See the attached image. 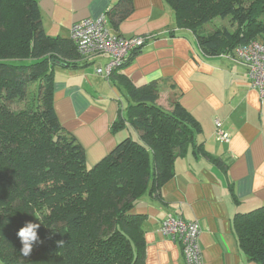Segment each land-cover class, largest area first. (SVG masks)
<instances>
[{"label":"trees","instance_id":"obj_1","mask_svg":"<svg viewBox=\"0 0 264 264\" xmlns=\"http://www.w3.org/2000/svg\"><path fill=\"white\" fill-rule=\"evenodd\" d=\"M164 1L176 26L208 56L232 54L250 41L264 45V0ZM130 5L118 0L112 12L122 19ZM215 18L234 31H206ZM141 49L106 78L121 84L128 100L110 131L129 125L137 136L127 135L88 168L52 104L54 67L88 63L70 38L45 34L38 0H0V264H145L143 216L130 212L148 189L157 192L173 177L177 158L201 145L188 112L157 104V82L135 87L117 75ZM25 221L41 225L27 257L16 237ZM234 228L246 257L264 264V206L236 215Z\"/></svg>","mask_w":264,"mask_h":264},{"label":"crops","instance_id":"obj_2","mask_svg":"<svg viewBox=\"0 0 264 264\" xmlns=\"http://www.w3.org/2000/svg\"><path fill=\"white\" fill-rule=\"evenodd\" d=\"M117 2L38 0V7L51 38L68 39L71 25L101 15L112 35L149 37L117 75L135 87L157 82V104L170 111L177 103L199 124L200 149L177 158L173 177L157 192L148 189L130 212L143 216L145 264H185L180 244L159 231L167 216L197 223L202 264H260L242 252L234 228L236 215L264 206V101L250 86L246 68L229 53L204 54L194 35L176 26L164 0H130L122 19L112 12ZM85 60L83 67H54L52 104L92 168L137 133L129 125L110 131L118 115L125 116L126 90L95 73L107 64L106 56ZM216 120L227 142L216 141Z\"/></svg>","mask_w":264,"mask_h":264},{"label":"built area","instance_id":"obj_3","mask_svg":"<svg viewBox=\"0 0 264 264\" xmlns=\"http://www.w3.org/2000/svg\"><path fill=\"white\" fill-rule=\"evenodd\" d=\"M69 38L84 59L95 55L107 57L105 67L95 70L97 75L105 78L149 40L147 36L125 38L110 34L105 15L71 25ZM231 55L246 68L250 86L258 91L260 99L264 101V45L250 41L235 47ZM214 124L216 141L227 142L228 135L221 129L220 122L216 120ZM159 231L180 244L185 264H202L197 223L167 216L161 222Z\"/></svg>","mask_w":264,"mask_h":264},{"label":"clouds","instance_id":"obj_4","mask_svg":"<svg viewBox=\"0 0 264 264\" xmlns=\"http://www.w3.org/2000/svg\"><path fill=\"white\" fill-rule=\"evenodd\" d=\"M39 216V213H37ZM40 224L32 221H25L21 227L16 231V237L21 245L19 253L23 257H27L33 250V246L40 242L38 236V229ZM59 245L63 244V241L58 242Z\"/></svg>","mask_w":264,"mask_h":264},{"label":"rangeland","instance_id":"obj_5","mask_svg":"<svg viewBox=\"0 0 264 264\" xmlns=\"http://www.w3.org/2000/svg\"><path fill=\"white\" fill-rule=\"evenodd\" d=\"M228 28V29H230L231 31H234V29H235V26L233 25V26H231L230 25V23H229V21L227 20V19H225V20H221V19H219V18H215V19H213L209 24H207L206 26H205V30L206 31H213V30H215V29H218V28ZM124 105H126V103H124ZM127 106V105H126ZM18 107H20V106H18ZM17 106H12V109H16V108H18ZM125 110H126V108H125ZM125 110H123V112H125Z\"/></svg>","mask_w":264,"mask_h":264}]
</instances>
